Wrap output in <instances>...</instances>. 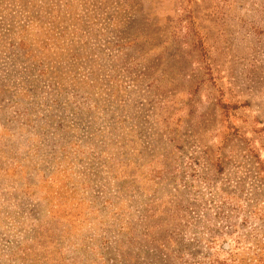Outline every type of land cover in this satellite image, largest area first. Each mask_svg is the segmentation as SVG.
I'll list each match as a JSON object with an SVG mask.
<instances>
[{"label":"rangeland","instance_id":"1","mask_svg":"<svg viewBox=\"0 0 264 264\" xmlns=\"http://www.w3.org/2000/svg\"><path fill=\"white\" fill-rule=\"evenodd\" d=\"M0 264H264V0H0Z\"/></svg>","mask_w":264,"mask_h":264}]
</instances>
